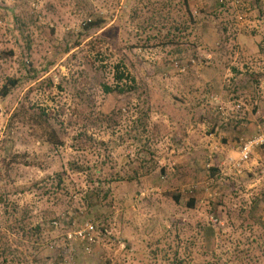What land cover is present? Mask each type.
<instances>
[{
  "label": "rangeland",
  "instance_id": "1",
  "mask_svg": "<svg viewBox=\"0 0 264 264\" xmlns=\"http://www.w3.org/2000/svg\"><path fill=\"white\" fill-rule=\"evenodd\" d=\"M223 2L189 0L192 34L173 43L167 30L191 25L183 0H0V90L20 81L0 96V191L11 224L43 230L29 254L0 224L18 255L0 264H264V145L240 162L264 136V0ZM86 224L93 243L74 236Z\"/></svg>",
  "mask_w": 264,
  "mask_h": 264
},
{
  "label": "trees",
  "instance_id": "2",
  "mask_svg": "<svg viewBox=\"0 0 264 264\" xmlns=\"http://www.w3.org/2000/svg\"><path fill=\"white\" fill-rule=\"evenodd\" d=\"M221 3H224L223 0H221ZM183 4L184 7L186 9V13L189 17V22H190V26H185L184 29H181L180 27H172L170 29L167 30V38H172L171 42L176 43L177 41H179L180 39L186 37V34L191 35L192 34V25L195 24V18L193 17L191 8H190V3L189 0H183ZM108 19L107 18H100L98 20H90L89 22H87L85 24V31L86 33L91 32L92 30L95 29H102L103 27L106 26V24L108 23ZM189 31V33H188ZM188 37V36H187ZM179 43V42H178ZM115 81L117 82L118 86L116 87L117 91L120 92H126V91H131L135 90V88L129 87V88H125L126 86H120V83L123 82L124 78H125V74L122 73V71H120L119 66H117L115 68ZM134 80H131V83H133ZM20 84V81L18 79L15 78H9L6 83H4V85L2 86L1 90H0V96L3 99H7L12 92L18 87V85ZM107 92H111L112 90L110 88H106ZM148 97H150V94L148 95ZM204 97H206V95H204ZM204 97L201 98L200 103H198V105H202V103L204 102ZM238 105H236V109L239 110V108H237ZM23 112L21 113L23 116L22 118H24V120L27 119V121L30 123L32 122L34 125H36V127L42 131L43 133H45L46 135V142L54 145L56 147H60L64 144V142L61 140L60 136L58 135L57 131L51 126L50 122H49V116L46 113L45 110H41V111H36L34 114H28L30 113L29 109H26L25 106H23ZM151 109H152V105H151ZM151 111V110H150ZM149 110L145 109V107L143 108L142 112H141V117L143 118L141 121H144L145 118L148 115ZM217 114H220L219 112L216 111ZM223 123V120H221ZM216 126L213 127V132L217 133V131H219V129L224 127V123L220 124V121H216ZM146 126V125H145ZM135 129V127H134ZM133 129V130H134ZM139 137V136H138ZM140 140V138H138ZM83 140V139H82ZM126 141L125 139L122 140V142ZM97 146L102 147L104 146V142H96ZM13 157V156H12ZM14 160L16 162H20L25 166H38L40 167L41 165L39 164V162H36L30 158H27L26 156H19V155H15L14 156ZM150 162V161H149ZM148 161H144L140 163V167H139V171L143 173V175H148L152 169L150 168V165ZM74 169H76L78 172L79 170H83V168L81 167H77L75 166ZM138 170L135 173V176H138ZM66 178L63 177L62 174H58V177L56 178L57 181V185L62 184L65 181ZM117 181H132L133 179L130 176H120L118 175V177L116 178ZM0 190H1V186H0ZM10 192H1L0 191V206L4 207V217H3V221L0 222L1 226H3L4 229L7 230L8 233H16L18 234V236H21V238L23 240H27L29 242V245L26 248L27 253L29 254H34L37 250L39 249L34 245H39L40 240L37 239V235L39 237L42 236L43 234V230H41L40 228H37V233L34 232H27L24 229H20L18 226H16V223L11 224V219L9 214L12 212V207L13 204L10 202ZM175 202H179L180 197H176L174 198ZM194 207V203H188V208L192 209ZM22 234V235H19ZM7 237V238H6ZM6 237H1L0 236V263L1 262H7L8 258L13 257V259L15 260L18 255L14 254L13 252V245L12 243L15 242V240L13 242L10 241L11 236L6 235ZM20 251V250H19ZM34 251V252H33ZM33 252V253H32Z\"/></svg>",
  "mask_w": 264,
  "mask_h": 264
},
{
  "label": "built area",
  "instance_id": "3",
  "mask_svg": "<svg viewBox=\"0 0 264 264\" xmlns=\"http://www.w3.org/2000/svg\"><path fill=\"white\" fill-rule=\"evenodd\" d=\"M237 108H240V106H237ZM221 111V109H219ZM222 112V111H221ZM223 114V113H222ZM264 145V136L260 135L254 139L248 140L247 142H244L241 146L240 150V162H246L249 160L251 154L253 151ZM94 232L95 227L91 224H86L85 227L81 230H76L74 232V236L78 239L84 240L88 243L94 242ZM71 238V236H70Z\"/></svg>",
  "mask_w": 264,
  "mask_h": 264
},
{
  "label": "crops",
  "instance_id": "4",
  "mask_svg": "<svg viewBox=\"0 0 264 264\" xmlns=\"http://www.w3.org/2000/svg\"><path fill=\"white\" fill-rule=\"evenodd\" d=\"M191 128H192V126H191ZM189 132V131H188ZM205 141V140H204ZM205 142H207V141H205ZM230 142V141H229ZM228 152V151H227Z\"/></svg>",
  "mask_w": 264,
  "mask_h": 264
}]
</instances>
